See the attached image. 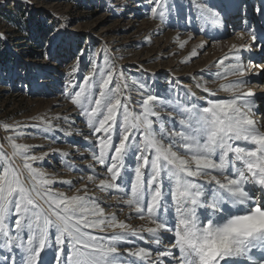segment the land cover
Returning a JSON list of instances; mask_svg holds the SVG:
<instances>
[{
    "label": "rangeland",
    "instance_id": "obj_1",
    "mask_svg": "<svg viewBox=\"0 0 264 264\" xmlns=\"http://www.w3.org/2000/svg\"><path fill=\"white\" fill-rule=\"evenodd\" d=\"M262 2L264 0H235V6H231V0H209L213 5L228 6L227 16L222 14L221 27L206 15L202 16L189 0H0V148L7 153V157L0 155V163L11 160L8 166L15 170L31 197L44 208L47 204L36 193L42 194L44 188H51L67 197L86 196L94 200L104 209L105 220L115 214L117 224L123 222L131 229L153 226L147 218L136 217L133 208L124 203L131 198V186L136 182L135 167L141 151L135 147L136 141L125 142L124 167L117 180L110 181L111 174L107 173L106 166L93 158L94 152L99 153L98 137L103 133L92 132L80 104H74L69 98L70 91H79V88H68L69 79L73 84L85 87L84 96L80 98L84 103L89 87L92 99L99 98L97 82L101 79L100 74L103 72V79H107L111 69L108 89H115L116 84H120L118 95L122 107L116 113L118 131L124 125V104L130 113L128 123L137 124V118L143 115V101L149 94L155 96L156 100L150 102V106L159 115H150L149 119L153 121L156 139L166 147L169 140L162 139L159 133L161 122L169 130L184 131L174 109L190 106L192 101H198L197 106L202 107L206 99H230L248 92L255 94L252 118L264 132V94L261 93L264 89V53L260 46L242 53L246 66L242 76L233 74L234 61L231 59L242 46L253 43L244 22L257 31L264 25V19L253 14ZM194 3H200V0H194ZM170 5L173 6L171 14L168 12ZM57 33L62 36L56 59L42 57L46 42ZM77 60L80 61L78 72L71 77L64 75L71 72ZM249 61L251 66H248ZM85 77L89 78L88 84L82 79ZM238 80L247 83L233 93L223 90L225 85ZM140 83L146 85L144 90L139 88ZM85 107H88L86 103ZM44 129L52 131L45 132ZM15 137H18L14 139L15 144L27 146L28 155L42 159L27 161L21 150L12 147ZM143 138L141 128L137 140ZM119 142V135L114 133L113 150L107 153L109 160L115 156L114 148ZM173 150L181 155L186 151L175 147ZM154 151L150 150V159L154 158ZM229 155L234 160V156ZM25 163H31L42 175L34 177ZM165 163L161 161V165ZM236 163L237 166L241 164ZM141 171L147 190L150 169L146 167ZM165 171L162 167V176ZM41 179L52 183L42 186ZM193 179L199 182V178ZM101 181L115 183L118 187H101ZM169 183L165 177L164 191H175V181H171V188ZM2 185L0 179V187ZM247 187L255 188V185ZM256 195L259 199V193ZM145 201H150L147 194ZM173 211L170 210V220ZM14 218L13 215L10 219ZM103 228V231L101 228L88 231L105 238L123 231L107 225ZM54 232L51 229L50 235ZM168 237L165 233L166 245ZM129 239L134 244L122 241L121 253L126 248H150L138 238ZM154 248L151 246L152 255L144 260V264L149 261L155 264ZM19 258L20 254H17V260ZM50 260L51 253L44 257L45 264Z\"/></svg>",
    "mask_w": 264,
    "mask_h": 264
},
{
    "label": "snow or ice",
    "instance_id": "obj_2",
    "mask_svg": "<svg viewBox=\"0 0 264 264\" xmlns=\"http://www.w3.org/2000/svg\"><path fill=\"white\" fill-rule=\"evenodd\" d=\"M189 4L202 16L206 15L218 26H223L222 14L227 16V5H213L209 0H200V3L189 0ZM231 6H235V0H231ZM172 8L170 5L169 14ZM256 10L264 19V2ZM152 11L155 12V4ZM244 23L253 43L242 46L231 58L234 61L233 74L241 76L246 67L242 53L256 46H260L264 53V25L257 31L247 21ZM61 36L62 33L51 36L50 42H46V50L41 53L42 57L56 59ZM79 63L77 60L71 72L64 75L71 77L78 72ZM248 66H251V61ZM103 76L101 72V79L97 82L99 98L92 99L89 87V95L81 103L80 98L86 89L73 84L71 79L68 88H79V91H70L69 98L74 104H80L82 115L87 117L92 132L103 133L98 137L99 153L94 152L93 158L106 166L107 173L111 174L110 181H116L120 169L124 167L125 142L136 141L135 147L141 150L135 167L136 182L131 186V198L124 203L133 208L136 217L147 218L153 226L131 229L123 222L117 224L115 214L110 220H105L104 209L94 200L86 196L67 197L53 192L51 188H44L42 194L36 193L47 204L44 208L22 186L15 170L8 166L11 163L9 159L7 163H0V172L3 173L0 175L3 181L0 187V264H45L44 257L49 253L51 260L48 264H144V260L152 255L151 246H155V264H264V132L252 118V109L256 107L255 94L248 92L230 99H206L202 107L197 106L198 101H192L190 106L174 109L184 131L169 130L161 122L159 133L162 139L169 140L166 147L156 139L152 130L153 121L149 119L150 115H159L150 106L156 97L149 94L143 101V115L137 118V124L128 123L130 113L127 104H124V125L118 131L116 113L122 107L118 95L120 84L109 90L111 69L107 79ZM82 79L88 84L89 78ZM245 83L246 80H238L225 85L223 90L233 93ZM139 88L144 90L146 85L140 83ZM240 100L242 104L238 105ZM141 128L144 138L137 140V132ZM114 133L119 135L120 142L114 148L115 156L109 160L107 153L113 150ZM17 138H13L12 147L21 150L27 161L42 159L28 155L27 146L14 143ZM237 142H251L258 147L248 150ZM174 147L186 151L181 155L173 150ZM151 149L155 150L152 159L149 158ZM230 153L234 160L230 158ZM0 155L7 157L3 148H0ZM162 160L166 161L163 165ZM236 162L242 163L237 166ZM24 166L34 177L42 175L38 169L32 168L31 163ZM146 167L150 169L147 190L141 171ZM162 167L166 170L163 176ZM165 177L170 182L169 188L171 181H175V191H164ZM193 178H199V182ZM51 183V180H40L42 186ZM248 185L259 187L250 188ZM101 187L117 188L118 185L101 181ZM32 188L35 190V184ZM257 190L261 193L259 199ZM146 194L150 196L149 202L145 201ZM166 196L169 199H165ZM170 210H174L171 220ZM13 215L15 218L10 219ZM104 225L123 231L115 232L110 238L92 235L88 231L90 228H101L103 231ZM51 229L55 230L52 235ZM165 233L169 234L167 245ZM129 237L148 244L149 250L144 247L137 250L126 248L121 253L122 241L134 244ZM17 254H20L19 260Z\"/></svg>",
    "mask_w": 264,
    "mask_h": 264
},
{
    "label": "bare ground",
    "instance_id": "obj_3",
    "mask_svg": "<svg viewBox=\"0 0 264 264\" xmlns=\"http://www.w3.org/2000/svg\"><path fill=\"white\" fill-rule=\"evenodd\" d=\"M253 14L255 15V14H259L258 13V11L256 10V11H253ZM261 93H263L264 94V89L262 90V92ZM263 109H264V107H263ZM262 123H264V120H263V122ZM237 144H239L240 146H244V147H246L248 150H254L256 147H258V146H254L251 142H237ZM242 163V162H241ZM258 185H255V188L256 189H258ZM257 193H259V195H260V197H261V193L258 191Z\"/></svg>",
    "mask_w": 264,
    "mask_h": 264
}]
</instances>
